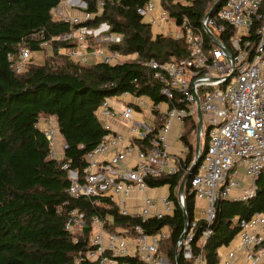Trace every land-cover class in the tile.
Wrapping results in <instances>:
<instances>
[{
  "label": "built area",
  "instance_id": "built-area-1",
  "mask_svg": "<svg viewBox=\"0 0 264 264\" xmlns=\"http://www.w3.org/2000/svg\"><path fill=\"white\" fill-rule=\"evenodd\" d=\"M192 1L145 0L136 9L155 33L185 40L189 55L178 60H141L108 46L121 42L122 35L111 32L106 21L85 24L100 14L103 0H92L93 11L88 10V0H59L50 11L51 19L65 23L67 30L46 39L43 30L30 35L41 37L42 48L71 42L57 52L80 64L135 60L152 70L159 93L166 98L154 102L147 95L124 91L115 96L114 103L108 97L101 99L96 115L106 132L81 157L84 166L79 172L66 162L60 166L70 180L65 189L69 197H92L94 203L107 199L120 215L137 221L108 229L110 218L90 217V249L85 257L95 264H128L118 260L127 256L135 258V264H169L159 251L168 228L146 233L140 223L171 215L176 204L169 193L158 198L151 195L149 191L158 187L149 186L146 179L175 175L185 167L189 146L181 137L188 116L193 115L197 122V107L202 113L200 138L206 131L209 140L185 185L187 193L204 204L198 207V214L194 208L192 220L184 210L187 221L183 237L175 244L176 256L181 252L193 264H207L203 247L212 234L217 200L253 197L255 180L264 176V0H225L212 10L210 7L198 23L185 11ZM31 53L27 47H19L16 60L8 55L15 71L21 70L19 62ZM174 122L181 126V145L170 151L168 135ZM34 127L47 142V157L61 159L66 145L54 118L39 116ZM238 167H243L250 185L235 176ZM185 185L183 194H176L181 210ZM199 220L205 225L199 250L194 253L193 229ZM82 226L83 213L69 210L64 229L76 234ZM238 226L234 238L222 247L232 246L224 254L219 250L216 264H264V210L240 219Z\"/></svg>",
  "mask_w": 264,
  "mask_h": 264
},
{
  "label": "trees",
  "instance_id": "trees-1",
  "mask_svg": "<svg viewBox=\"0 0 264 264\" xmlns=\"http://www.w3.org/2000/svg\"><path fill=\"white\" fill-rule=\"evenodd\" d=\"M58 1L0 0V264H95L85 257L90 249V217L110 218L105 226L108 229L133 225L137 221L120 215L107 199L94 203L92 197H69L65 189L70 180L60 166L66 162L79 172L84 166L81 157L106 132L96 115L101 99L129 91L147 95L154 102L166 100L159 93V83L153 78L152 70L135 60L115 65L74 62L57 52V48L70 46L71 42L51 44L49 54L41 63L30 61L15 71L12 60H16L19 47H27L32 52L44 49L39 46L41 37H31L32 33L43 30L46 39L67 30L65 23L51 19L50 11ZM88 1V10H95L92 0ZM144 1L103 0L100 14L85 24L93 26L106 21L111 32L122 35L121 42L108 46L124 55L134 54L136 59L163 62L187 57L189 51L183 38L155 33L141 20L136 9ZM214 2L193 0L185 11L193 23H198ZM39 116H51L55 120L66 145L59 160L47 157V142L34 127ZM196 130V121L190 115L181 137L189 146L182 170L175 175L146 179L151 187L167 185L169 197L176 204L171 215L140 223L146 233L168 228V235L159 242V251L169 264H176V258L178 264L194 262L185 259L181 252L176 256L175 244L184 227L176 194L194 156ZM208 140L205 131L202 153ZM187 184L185 209L188 219L192 220L195 197L187 193ZM255 187V195L247 200H217L212 234L203 247L207 264L218 262L220 248L227 246L237 234L240 219L264 210L263 175L255 180ZM71 209L83 213V226L76 234L64 229ZM204 225V221L199 220L193 229L194 253L199 250ZM118 260L136 263L135 258L128 256L118 257Z\"/></svg>",
  "mask_w": 264,
  "mask_h": 264
},
{
  "label": "crops",
  "instance_id": "crops-1",
  "mask_svg": "<svg viewBox=\"0 0 264 264\" xmlns=\"http://www.w3.org/2000/svg\"><path fill=\"white\" fill-rule=\"evenodd\" d=\"M114 103V101L112 102ZM98 117V116H97ZM100 118V117H98ZM101 120V119H99ZM181 130V126L178 122H174L173 125H172V128L169 132V135H168V144H169V149L170 151H176L178 149V147L181 145V142L180 140L178 139V132ZM132 159V157L130 158ZM235 176L241 180V182L244 184V185H250L251 181L250 179L244 174V169L243 167H238L237 168V171H235ZM162 186L158 187V188H161ZM165 187V191L164 192H159V193H154L153 191H155L156 189L158 188H155V189H152L149 191V193L153 196H155L156 198L160 197V196H163V195H167L168 194V186L167 185H164ZM198 200V201H197ZM204 204V201L203 200H199V199H196L195 201V214H198V207L200 205ZM232 245L228 246V247H221L220 248V251H221V254H224L228 248H230Z\"/></svg>",
  "mask_w": 264,
  "mask_h": 264
},
{
  "label": "water",
  "instance_id": "water-1",
  "mask_svg": "<svg viewBox=\"0 0 264 264\" xmlns=\"http://www.w3.org/2000/svg\"><path fill=\"white\" fill-rule=\"evenodd\" d=\"M220 0H215L214 4L211 7V10L215 7H217L220 3ZM197 122H196V126H197V130H196V139H195V145H194V156L192 159V163L191 166L188 168V170L185 172V174L183 175V177L181 178V181L179 183L178 186V190L177 193L178 194H183L184 192V185L187 182L190 174L192 173V171L197 167L199 160L201 159V138H200V132L202 130V113L199 107H197ZM184 210L185 207H182V211L184 214ZM187 221V217L184 216V222ZM186 227V226H185ZM183 235L180 236V238H182ZM178 260L176 258V264Z\"/></svg>",
  "mask_w": 264,
  "mask_h": 264
},
{
  "label": "rangeland",
  "instance_id": "rangeland-1",
  "mask_svg": "<svg viewBox=\"0 0 264 264\" xmlns=\"http://www.w3.org/2000/svg\"><path fill=\"white\" fill-rule=\"evenodd\" d=\"M50 51V47L45 46L44 49L42 51H34L31 53L30 58H28L25 61H20V66L21 69L24 68V66L29 63L30 61H34L36 63H41L42 59L49 54ZM109 101H113L115 99V96H110L108 97ZM201 143H202V138H201ZM164 192L165 191V187L162 186L161 188L156 189L155 191H153L154 193H159V192ZM198 201V200H197Z\"/></svg>",
  "mask_w": 264,
  "mask_h": 264
}]
</instances>
